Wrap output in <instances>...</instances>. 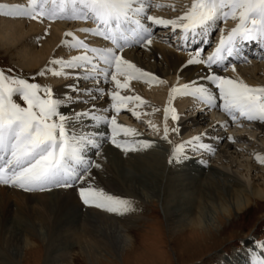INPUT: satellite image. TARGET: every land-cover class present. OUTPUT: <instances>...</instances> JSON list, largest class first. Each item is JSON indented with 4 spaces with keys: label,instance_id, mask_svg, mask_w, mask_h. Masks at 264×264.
<instances>
[{
    "label": "snow or ice",
    "instance_id": "6c2138e0",
    "mask_svg": "<svg viewBox=\"0 0 264 264\" xmlns=\"http://www.w3.org/2000/svg\"><path fill=\"white\" fill-rule=\"evenodd\" d=\"M153 7L171 5H162L158 0L0 3V13L6 16L36 21L63 19L88 22L92 26L78 31L102 38L98 46H91L72 31H66L64 35L71 39H64L61 44L82 51L68 59H51L39 71L40 76L50 73L55 77L74 78L75 82L70 85L73 91L68 95L55 94L48 84L30 82L23 76L0 70V185L25 192L52 187L74 188L85 206L116 214L134 210L131 199L110 195L95 186L91 169H99L101 165L90 159L87 153L90 148H99L104 141L124 152L151 146L150 140L131 139L139 134L134 128L118 124L114 115L98 114L94 101L104 96L105 88L100 86L103 83L108 85L107 97L110 100L103 112L115 114L128 108L131 102L132 115L140 116L136 108L145 101L138 95H122L121 89H129L132 80L161 84L165 81L137 66L122 53L133 46L147 48L154 35L152 26L170 28L178 41L177 50H185V45L198 39L207 43L209 32L217 27L218 21L232 20L234 26L230 29L220 27L218 40L206 56L202 55L200 47L188 51V58L181 67L196 64L207 71L196 80L173 85L168 99L172 100L174 94L191 95L206 107H212L219 101V108L233 123L240 119L264 122V86H252L242 79L211 71L214 65L231 66L226 63L227 58L241 55L246 43L264 44V0H190L181 14L172 18L149 14ZM47 31L45 29V35ZM81 82H84L83 86ZM16 97L22 103L17 102ZM76 105L85 107L70 113L67 111L69 107L75 109ZM163 113L165 123L161 138L172 144L170 164L190 158L189 151L215 152V148L203 139L207 133L173 143L169 140V132L178 133L179 128L170 129L167 119L171 114L175 122L178 115L170 105L164 107ZM101 125H106L107 133L99 130ZM93 127L97 130H87ZM149 127L156 128L151 123ZM120 133L125 139H118ZM228 139L231 141L233 137ZM254 158L264 164V157L258 153ZM249 257L250 264H264V240L256 242Z\"/></svg>",
    "mask_w": 264,
    "mask_h": 264
},
{
    "label": "bare ground",
    "instance_id": "6f19581e",
    "mask_svg": "<svg viewBox=\"0 0 264 264\" xmlns=\"http://www.w3.org/2000/svg\"><path fill=\"white\" fill-rule=\"evenodd\" d=\"M158 2L162 5H171V7H153L149 14L159 15L163 18L177 16V14L174 15L173 13L166 12L168 10L172 12L173 9L177 11L175 6L179 5H176L177 2L175 0H158ZM4 3L27 4V0H4ZM187 4L189 3H183L179 7L181 10H184ZM0 15V51L1 53H10L15 56L17 68L30 75L39 73L41 69L45 68L49 60L60 59L62 56L60 57L59 54H63L65 50L67 52L70 51L68 46L61 44L63 38L71 39V37H65L64 33L66 31H72L80 39H88L89 36L86 33L78 31V29L92 26L85 21L63 19L36 21L29 20V18L26 20L23 17L6 16L3 13H0ZM44 23L49 24L50 31L47 32V35L43 31L45 27ZM227 24L225 23L222 26L226 30L234 26ZM156 29L162 31V33L154 35L152 42L147 48L135 46L125 49L122 55H125V58L132 60V62L142 67L145 71H150L157 75L168 86L184 84L196 80L197 77L205 74L207 70L202 65L185 64L181 67L182 62L187 60L188 53H181L176 49V45H173L175 39L170 36V28L157 26ZM210 31L213 33L212 29ZM35 38L38 40L42 39L41 43H35ZM100 42V40L94 39L95 45L98 46ZM54 66L52 65V67ZM234 69L231 67L223 71H211L220 75H226L229 78L242 79L252 86H264V61H253L244 66L234 67ZM37 77L39 78L38 83L48 84L53 88L55 94L68 95L73 91L70 87L75 82L72 77H55L50 73L45 76L38 74ZM83 83L81 82V86H83ZM88 83L91 84L92 82ZM157 84L159 83L132 80L129 82V89H121V94L140 96L145 101L143 105H139L136 108L141 114L140 117H148L153 114L151 116L152 119L155 116H157V119L158 117H162L164 124L165 119L163 109H161L162 106H160L161 103L159 102V106L155 104L156 107H152V102L144 98V89L154 88ZM159 85L161 86V84ZM100 86L105 88V94L103 97L95 100L94 103L97 107L103 109L109 106L110 100L107 97L108 85L101 83ZM112 87L114 88V85ZM152 97L156 100L159 94L153 93ZM183 97L191 103L185 104V101H180L179 98ZM177 100L180 102L174 104V109L178 115V120L174 122L170 116L169 122H167L168 126L179 128V132L175 136L173 135L174 132H169L172 142L177 143L182 138L183 140L189 139L191 132L186 131L188 126L189 128H194L193 132L195 130L198 131V134L207 133L203 139L215 148V152L211 153L201 150L192 153L189 151L190 154L194 155L193 157L189 156L190 159L200 157V163L197 165L198 169H200L199 167L202 164H204L205 168L208 167L204 163L205 161L210 163L215 162L221 169L215 168L214 165L210 169H215L218 173L217 175L235 182L236 185L234 187H238L237 189L230 187L229 192L227 191L229 195L228 203H223L226 207L220 208L221 214H229L230 206L239 214L244 209H248L251 201H264V186L260 188L258 185L250 183V179L247 178L245 186L248 188L246 189L243 186L244 188L242 189L241 184H237L239 181L235 178L234 173L231 170L229 171L234 163L231 157L236 155L237 150L240 152H244V150L241 148V145H232L233 143L228 139L230 135L220 132V128L216 127L217 124L212 120L216 116L215 113H212L211 118L205 117L200 110H193V108L188 113H185V110H183L184 105L189 106V108L192 107V99L189 95H181ZM84 107V105H76L75 109L69 107L67 111L70 113L74 110H82ZM87 107L91 108V105ZM199 107L201 108L202 106L200 105ZM153 108L158 109L160 113L154 112ZM132 109L133 105L129 102L128 108L121 109L122 111L119 112L132 111ZM106 114L109 117L115 115L111 112H107ZM115 119L117 122L118 118ZM163 127L158 126L157 130H159V133L163 130ZM250 127L262 132L264 130V122L255 121ZM225 128L226 131L229 130L227 127ZM101 130L106 133L108 131L106 125ZM237 138L241 143L247 141L244 140L245 137L242 135H238ZM118 139L121 138L118 136ZM101 143L99 148H90L87 153L90 159L96 158L101 165L99 169L92 168L91 172L94 177V184L110 195L131 199L134 204V210L126 214H116L92 206H85L79 200V196L74 188L55 187V191L43 193L38 190L25 192L15 187L7 188L1 185L0 245L2 244L4 247H7V250H5L6 256L9 255L11 260H15L23 251V264V261L27 260L26 255L31 249L30 247L38 246L40 243L44 244L48 249L47 259H53L57 264H69L71 259H73V262L70 264H75V258L82 259L79 257L80 255L84 259L87 258V260L96 262L100 252L112 256L121 251V253L128 256L129 253H132L131 249H133L135 241L134 237L130 235L133 233L132 230H127L129 221H135L138 217H141V204L144 201L153 204L156 198L157 201L160 198L164 200V214L168 217H174L173 220L166 219L170 229H168V233L172 234L171 231L177 228L175 226L183 227L184 225V227L189 228L191 231L208 232L209 217H204L205 214L202 216L197 211L198 208L200 211V204L205 205L209 202L210 196L216 199L220 198L217 190V185H221L220 179L219 181L216 178L213 179V177L208 178L207 174L200 177L199 182L196 177L184 176L181 173L184 171L181 169L180 171L179 169L178 171H172L173 169L168 160V152L171 153L172 144H170L168 151L165 150L162 153L142 151L134 154L131 151L121 154L120 152L123 151L121 149H117L120 150L119 152L115 151L111 148L113 146L110 142L104 141ZM104 145L111 147H103ZM250 147L254 152L252 155L250 154L252 158L243 165L246 172H257V169L264 170V164L256 162L254 158L257 153L264 157V149L258 148L254 143H251ZM97 152L99 155H97ZM20 228H24L26 235H23V230ZM28 233L32 238H28ZM149 241L153 242L157 240L155 236L151 235ZM10 242L12 243L11 245L9 244ZM246 244L244 245L246 247L250 245V243ZM74 248H76L75 252ZM72 254L77 257L74 256L72 258ZM221 264H231V262L223 260Z\"/></svg>",
    "mask_w": 264,
    "mask_h": 264
},
{
    "label": "rangeland",
    "instance_id": "374dc122",
    "mask_svg": "<svg viewBox=\"0 0 264 264\" xmlns=\"http://www.w3.org/2000/svg\"><path fill=\"white\" fill-rule=\"evenodd\" d=\"M175 1L177 2V4L176 3L175 4L179 6L183 3H190L189 2L190 0H185L186 2L184 0H175ZM0 2L4 3V0H0ZM10 4H14V3H10ZM179 6H175L177 11H174L173 9L172 12L170 10L166 12L173 13L174 15L176 14L180 15L182 10ZM25 19L28 20V18ZM225 23L231 24L230 26L234 25V22L232 20L222 21V24ZM44 26L46 28L44 27L43 31H45L44 29H47L48 30L47 32H49L50 31L49 24L44 23ZM62 40H64V38ZM41 41L42 39L38 40L36 38L34 40V42L35 43L37 42V44L41 43ZM66 52H67L66 50L64 51L63 54L60 52L61 54L59 55L60 57L62 56L60 59H68L72 56L71 54L73 55L78 54L77 49H71L69 52H67V54ZM0 70L4 71L6 74L23 76L24 78L29 79L30 82L39 81L38 80L39 78L37 77L38 73L35 74L33 73L32 75H30L20 71L17 68V59L15 58V56H13L10 53L6 54L4 52L1 53L0 51ZM159 84L156 85L157 87L156 86L154 87L155 89L153 87L146 90L144 89L145 91L144 98L147 101L152 102V107H156L155 104L159 106L161 103L160 105L162 106L161 109L164 110L165 105H170L171 107L174 108V104H177L180 101H185V104L191 103L187 101L184 97L179 98L180 101H178L177 98L181 96L179 94H174L172 100H169L167 94L172 86L170 85L168 86L167 83H162L161 86ZM165 86L167 87V89ZM163 92L164 93L167 92V93L164 95ZM153 93L159 94V97L156 100L152 97ZM16 99L17 102L22 103V101H19L18 97H16ZM191 108L193 107L189 108V106L184 105L183 110H185L184 111L185 113H188L189 110H191ZM95 110L97 111L98 114L104 115L102 114L103 112L100 107H97ZM153 110L154 112L155 111L159 112L158 109L156 108H153ZM152 115L153 114L149 115L148 117L145 116L140 117L141 116L140 114V116L137 118L132 115V111H127V112H122L119 115V118L117 119L119 121L118 124H121L125 127L134 128L136 132L139 134L137 136L130 137L131 139H137V140L147 139L152 141L150 147L139 149L138 151L137 150L132 151V153L134 154L140 153L142 151L152 152V153L154 152L162 153L165 152V150L168 151V148H170V143H168L167 141L161 138L163 135V130L160 133L159 130H157L158 126L160 127L164 126L162 122V117L161 118L158 117L157 119L156 118L157 116H155L156 119L155 118L152 119L151 117ZM170 116L171 114H169L167 122H169ZM85 119L87 120V118ZM150 123L151 124L153 123L154 125L157 123L155 125L156 128L155 129L150 128L149 127ZM172 127L173 126H169L170 129ZM102 128L103 127L100 126L99 130H101ZM87 130L96 131L97 129L93 127ZM192 130H194V128L192 127L189 128V126L188 129L186 130L187 132H191L190 134L191 137L199 133L196 130L194 132ZM186 131L185 133H187ZM173 135L175 136L176 133H174ZM238 135H242L243 137H245L244 140L247 141H245V143L239 142L237 138ZM231 136L233 137L232 145L234 144L241 145L242 146L241 148L244 150V152H240L239 150H237L236 155L235 156L232 155L233 157L231 158L233 159L234 163L231 166V169L228 168L229 171L231 170V172L234 173L235 178H237V181H239L237 184L239 185L241 184L240 186L242 189L246 187L245 184L247 183L246 182L247 178L250 179L249 181L250 183H254V185H258L260 188H262L264 186V170L257 169V172H251V171L246 172L243 165L252 158L250 154L252 155L254 150H252V148L250 147L251 143L256 144L258 148L264 149V130L261 132L260 130L253 129L250 126H241L237 128L232 127ZM119 137L121 139L125 138L123 136V133H120ZM169 140L172 141L170 137ZM182 140L183 138L180 141ZM105 146H109V145H104L103 147ZM112 146L113 147L111 146L109 147L113 148L115 151L118 149L114 145ZM119 151L120 150H117V152ZM128 152H131V150ZM120 153L124 154L126 152L123 151ZM168 154H169L168 156H170L171 153L168 152ZM188 155L191 156L189 152ZM93 160H95L97 163H100L96 158ZM198 161L199 159L192 161V159L188 158V159H184L180 163L174 162L173 165L172 163L170 165L173 169L172 171H178V169L180 171L181 169L184 171L181 172L183 173L184 176L196 177L199 182H200V177L205 176L207 174H208L207 175L208 178L213 177V179L216 178L218 180L219 179L221 180V181L219 180L221 185H217L218 186L217 190L220 198L216 199L213 196H210L211 199H209V202L206 203L205 205L200 204V211L199 208L197 211L198 213L200 212L202 216L205 214L204 217L206 216L209 217L210 224L207 226L208 232L201 233V231L199 230L191 231L189 228L184 227L185 226L184 225L183 227L175 226L177 228L171 231L172 234H170L168 233L170 229L167 220L168 219L173 220L174 217L172 216L168 217L164 214V206H165L164 200L160 198L161 200L159 199V201H157L156 198L154 199L155 202L153 204H150L147 201L144 202L142 201L143 204H141L142 207L141 217H138L137 220L135 221H129L130 223L128 222L129 224L127 226L128 227L127 230L129 229L132 230L133 232L132 234H130L129 232L128 233L135 239L134 247L133 249H131L132 253L128 252L129 254L128 256H126L125 254L121 253V251H119V253H115L112 256H109L106 253L100 252V255L98 256L96 262L95 261L93 262V260H87V258L84 259L82 255H80L79 257H81L82 259L75 258L76 260L75 264H221L223 260L230 261L231 264H236V263L250 264L249 253L255 249V245L257 241L264 240V201H251V204L249 205L248 209H244L239 214L231 206L229 208L230 209L229 214L228 213L221 214L220 208L226 207L224 206L225 204L224 202L228 203L229 195L227 191L229 192L230 187L233 188L236 185V183L228 179H225L220 175H217L218 173L215 169L213 170L210 169L212 165H214L215 168L218 169L220 168L219 165L216 164L215 162L210 163L206 161V163L208 164L210 163L209 167H207V169L201 170L198 169L197 167V165L199 164ZM93 169H91V171ZM96 172L97 174H99L98 171ZM234 188L237 189L238 187H234ZM247 188L248 187H246V189ZM51 192L53 191H49L47 193H51ZM20 229L23 230V235H26L24 228L23 229L20 228ZM151 235L155 236V239L157 241H153V242L149 241ZM27 236L28 238H32V236L29 235V233ZM246 243L247 244L250 243V245H248L247 247L244 246ZM9 244L11 245L12 243L10 242ZM30 248L31 249L26 255L27 260L23 261V264H57V262L53 261V259L52 260L47 259L48 249L46 246H44V244L40 243L38 246L35 247L31 246ZM5 250H7V247H4L1 244L0 264H22L23 253H24L23 251L22 252L20 251L21 254L19 255V257L17 256L15 260H11L9 255L7 256L5 255L6 253ZM73 250L75 252L76 248H74ZM257 251L259 250L257 249ZM74 256L75 255H73L72 258ZM72 262L73 259H71L69 264Z\"/></svg>",
    "mask_w": 264,
    "mask_h": 264
}]
</instances>
